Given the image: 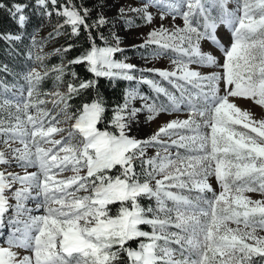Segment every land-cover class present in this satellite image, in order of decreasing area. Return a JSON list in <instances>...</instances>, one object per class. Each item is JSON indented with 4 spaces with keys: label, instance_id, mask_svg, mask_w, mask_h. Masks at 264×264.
Here are the masks:
<instances>
[{
    "label": "snow or ice",
    "instance_id": "6c2138e0",
    "mask_svg": "<svg viewBox=\"0 0 264 264\" xmlns=\"http://www.w3.org/2000/svg\"><path fill=\"white\" fill-rule=\"evenodd\" d=\"M36 8L61 18L50 35L85 30L88 47L68 67L84 65L93 78L61 63L44 65L43 73L29 68L24 84L0 79V264H264V118L237 103L264 109V0L121 7L129 29L138 26L130 13L151 26L131 47L145 50L146 63L165 60L166 67L116 59L125 52L121 38L105 36L108 19L100 12L92 19L80 0H0L21 29ZM177 18L182 25L172 23ZM50 74L57 88L71 77L66 93L41 90ZM100 78L134 82L112 108V130L98 127L108 111L98 92L73 105ZM141 114L148 122L173 118L138 139L130 133Z\"/></svg>",
    "mask_w": 264,
    "mask_h": 264
},
{
    "label": "rangeland",
    "instance_id": "374dc122",
    "mask_svg": "<svg viewBox=\"0 0 264 264\" xmlns=\"http://www.w3.org/2000/svg\"><path fill=\"white\" fill-rule=\"evenodd\" d=\"M143 3V0H95V7L93 9H96L98 12L102 13L109 21L108 24V31L110 32H115L120 38H121V46L125 48V52L123 54H117L115 57L116 59H124L126 56L128 58V62H131L135 65H138L140 67H166L167 66V61L165 60H160V61H153V62H148L141 58V52L135 50V51H129L127 48H130L132 45H137L143 43V40L146 36V34L150 31L151 26H146L144 25L143 21L136 16L135 13H130L129 15L136 20V24L138 25L135 28L129 29L128 26L125 23V19L119 14V9L121 7H127L129 5L131 6H140ZM39 14L40 10L37 8ZM41 16V22L40 25L33 28L32 32L30 35H28L25 39L26 41V51H25V61L23 62L24 64V70L21 74V80L18 81H12L9 84H24L23 80V74L31 67H35L38 71L43 73L45 71V68L43 67L44 65H47L49 68L53 65H59L63 63V55L61 53H57V49H62V42H63V37L64 35H58V36H53L50 35L53 33L56 29V26L58 23H61V18L57 17L56 15H53L51 17L47 16ZM171 18L169 20L164 21L166 25H169ZM172 23L174 24H179L182 25V20L180 18H177L175 21ZM160 20L157 17L155 21V25L159 26ZM61 32L63 33V30L61 29ZM7 34H13V35H20V32H10ZM218 36L225 42L229 40V33L227 30H225L223 27H221L218 30ZM35 37L36 44L39 47H34L33 46V41L32 37ZM109 39L111 40V36L109 35ZM102 43V42H98ZM205 49H208L212 47L209 43L205 42L202 45ZM212 50L215 52L217 56L220 55L219 50L215 49L212 47ZM32 52L34 54H39L41 56H44L45 59L43 61H34L29 57V52ZM146 54V52H145ZM56 60L53 63H48L47 60L53 58ZM12 62V61H11ZM2 75L0 73V79H2ZM54 74L49 75V80H50V86L46 89H41L42 91L46 92H56L59 90L60 92H67V85L68 82L63 79V82L59 85V87H54ZM152 78V77H150ZM130 83L134 86V82H129L126 88L129 87ZM125 88V89H126ZM141 90V89H140ZM141 92L152 96L154 93L152 91L150 93H146L144 90H141ZM11 95V94H10ZM49 100L53 99V97H48ZM161 99H164L161 97ZM243 100L246 102V104L240 105L243 109H247L251 111L257 118H264V109H262L260 106L254 105L252 102L244 100V99H239L237 101L240 102ZM136 106H140L141 102L136 101L134 102ZM47 108L52 109L53 105L51 102L47 103ZM56 112L59 111L57 108L55 110ZM172 115H167V114H161L157 119L148 122L144 118V114H141L139 117V124H133L132 125V131L130 135L135 136L138 139H144L149 136H151L159 126H161L163 123L169 121L172 119ZM181 118H185L184 114H181ZM70 123V122H69ZM64 127H67L68 125H62ZM154 149L149 150V154H154ZM214 187L218 188V184L213 181ZM253 199H260L262 198L259 193H249ZM115 206L113 208V212L116 210ZM7 231V230H6Z\"/></svg>",
    "mask_w": 264,
    "mask_h": 264
},
{
    "label": "trees",
    "instance_id": "16d2710c",
    "mask_svg": "<svg viewBox=\"0 0 264 264\" xmlns=\"http://www.w3.org/2000/svg\"><path fill=\"white\" fill-rule=\"evenodd\" d=\"M7 3V0H5ZM80 2L90 9H92V19H95L98 11L93 9L95 5V0H80ZM30 17L29 21L27 22L26 26L21 29L17 25V23L8 15L7 11L0 10V36L6 35L10 32H20L21 39L18 41H9L6 39H0V73L3 76L2 79L7 83L12 81L21 80V74L24 70L25 61V51H26V37L30 35L33 28L40 25L41 16L36 9H29L27 13ZM108 25L106 28L100 29L103 31L105 36L110 35L108 31ZM63 30V42H62V49L65 48L67 45L72 44L74 47L71 51L63 52V65L66 71L74 70L78 73L81 79H92V74L88 73L85 70L84 65H74L71 69L68 67V62L72 60L74 57L78 56L85 48L88 47V39L84 34V29H81V34L79 36H69L67 35L68 29L64 28ZM95 35V32L93 33ZM100 41H97V43ZM139 45V44H137ZM127 50L131 51H145L141 49H134L132 47L127 48ZM12 61V62H11ZM56 61L53 58L48 59V63H53ZM7 66L8 71H3V67ZM64 80L69 82L71 77L65 75ZM129 82L123 80H109L107 78H100L98 81V85L96 89H90L87 92L83 93L80 97L73 101L74 106H79L82 101L90 102L97 94L103 97L106 106L108 107V111L105 113L104 122L98 125L101 129L107 127L109 130L111 129V125L109 124V120L112 116V108L120 104L123 100L125 88ZM50 86L49 77L45 78L42 82L41 89H46ZM141 90H144L146 93H150L151 90L146 85L140 86ZM115 205L113 206V208ZM147 230V229H146Z\"/></svg>",
    "mask_w": 264,
    "mask_h": 264
},
{
    "label": "bare ground",
    "instance_id": "6f19581e",
    "mask_svg": "<svg viewBox=\"0 0 264 264\" xmlns=\"http://www.w3.org/2000/svg\"><path fill=\"white\" fill-rule=\"evenodd\" d=\"M240 103V105L246 104V102H244L243 100H241L240 102H238V104Z\"/></svg>",
    "mask_w": 264,
    "mask_h": 264
}]
</instances>
